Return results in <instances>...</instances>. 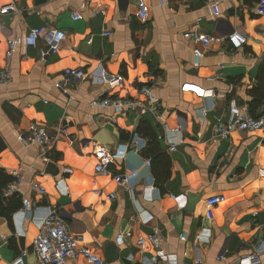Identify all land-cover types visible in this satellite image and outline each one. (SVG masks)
I'll return each mask as SVG.
<instances>
[{"label":"crops","instance_id":"0c3cea01","mask_svg":"<svg viewBox=\"0 0 264 264\" xmlns=\"http://www.w3.org/2000/svg\"><path fill=\"white\" fill-rule=\"evenodd\" d=\"M258 1L215 0V15L208 0H151L148 20L141 22L136 0H0V8L16 6L0 14V69L7 65L11 74L0 84V169L11 179L14 170L23 175L17 194L3 202L8 210L0 213V264L22 250L26 264H42L31 246L49 207L106 264H166L153 262L151 244L143 252L138 248L137 238L153 228L162 250L185 264H240L256 250L264 264V130L215 135L231 102L257 116L264 101ZM40 25L65 32L57 53L41 56L45 44L39 40L7 57V38ZM193 29L220 40L204 48L184 36ZM232 31L246 37L240 48L226 39ZM194 47L203 50L198 66ZM66 68L85 75L66 81ZM101 70L120 81L103 82ZM144 84L156 102L140 95ZM106 96L139 98L151 109L122 114L89 104ZM32 125L50 137L58 126L66 133L52 144H24L18 138ZM99 145L117 154L108 174L94 169ZM32 182L45 188L43 196ZM189 195L198 197L190 208ZM214 195L223 200L207 206ZM25 199L33 204L29 214L19 211ZM67 264L91 263L79 256Z\"/></svg>","mask_w":264,"mask_h":264},{"label":"built area","instance_id":"2783aa9c","mask_svg":"<svg viewBox=\"0 0 264 264\" xmlns=\"http://www.w3.org/2000/svg\"><path fill=\"white\" fill-rule=\"evenodd\" d=\"M83 3L89 0H82ZM161 4L164 0H158ZM151 0H136V16L141 22H145L149 17V4ZM210 7L213 9L215 15L219 14V8L215 0H208ZM256 13L264 15V0H259L255 7ZM16 11V6L10 2L0 8V14H7ZM74 19H78L79 15L76 12L72 14ZM103 35L109 34V31L103 30ZM185 37L191 38L197 43L202 44L206 48L212 41L220 40L219 36H214L208 33H200L196 29L188 30L184 33ZM1 37V31H0ZM66 37L65 32L57 27H50L40 25L29 29L24 35H16L6 39L7 57H9L17 46H35L39 40H43L45 47L40 49L41 56L48 54H55L58 51L60 42ZM226 39L235 48H240L245 42L246 37L238 32L232 31L226 35ZM203 56V50L200 47L193 48V65L198 66ZM85 72L79 68H66L63 71V77L66 81L69 78L82 79ZM99 76L103 82L111 83L120 81V77L113 74H108L103 70L100 71ZM11 80L10 69L6 65L0 69V84H6ZM58 85V84H57ZM59 86V85H58ZM140 95L148 103L156 102L157 98L153 95L152 87L150 85H141L139 88ZM89 104L99 108H111L115 112L126 114L128 112H135L138 115L144 114L151 108L139 98H130L123 96H106L102 98L92 99ZM58 134L50 137L46 130L39 125H32L26 137L19 136L24 144H47L54 143L59 138V134H65L66 130L58 126ZM247 130H264V101L261 110L257 116L251 115L247 109L239 108L235 102H231L228 118L225 122L217 121L215 135L217 137H228L234 131ZM170 131L178 132V128H171ZM160 137V136H159ZM170 150L175 149L174 144L169 145ZM94 155L96 164L94 169L99 174L110 173L109 167L116 157V153L103 145L95 147ZM150 161L147 160V163ZM13 178L3 187L2 194L4 197H10L17 194L20 184L23 180L22 170H14L12 172ZM114 179L123 185L127 184L126 178L122 175H115ZM128 187V186H127ZM31 189L40 196L45 194V188L38 183L32 182ZM114 197V194H109V198ZM223 200L222 195H214L206 200L207 206H213ZM33 204L30 200H23L22 207L19 211L29 214L32 211ZM181 240H186V233L180 234ZM197 240H193V244ZM162 237L156 228L146 236L137 238V245L140 252L145 250L147 243L151 244L155 249V255L152 257L153 262L163 260L166 264H185L177 260L173 254L165 253L161 248ZM31 251L36 255L38 261L42 264H67L69 259L83 257L91 264H106L105 260L94 253L83 241V235L73 232L67 221L61 216L56 207H49L48 211L43 215L39 224V234L33 240ZM27 250L19 252L8 264H26L25 256ZM222 258V256H220ZM240 264H259V255L257 250L240 260Z\"/></svg>","mask_w":264,"mask_h":264},{"label":"trees","instance_id":"16d2710c","mask_svg":"<svg viewBox=\"0 0 264 264\" xmlns=\"http://www.w3.org/2000/svg\"><path fill=\"white\" fill-rule=\"evenodd\" d=\"M11 180V177L4 173L0 169V213L5 214L8 210V206H4L3 202L6 200V197L2 194L3 187ZM6 202H10V199L6 200ZM8 205V204H7Z\"/></svg>","mask_w":264,"mask_h":264},{"label":"water","instance_id":"95a60500","mask_svg":"<svg viewBox=\"0 0 264 264\" xmlns=\"http://www.w3.org/2000/svg\"><path fill=\"white\" fill-rule=\"evenodd\" d=\"M97 137V136H96ZM99 137V136H98ZM98 139V138H97ZM48 166H51V164H48ZM198 200V197L197 196H192V195H189V199H188V206L189 208L191 206L194 205V203Z\"/></svg>","mask_w":264,"mask_h":264}]
</instances>
